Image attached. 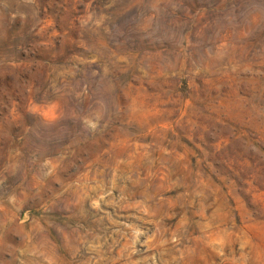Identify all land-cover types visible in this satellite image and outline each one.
<instances>
[{"label": "rangeland", "instance_id": "rangeland-1", "mask_svg": "<svg viewBox=\"0 0 264 264\" xmlns=\"http://www.w3.org/2000/svg\"><path fill=\"white\" fill-rule=\"evenodd\" d=\"M0 264H264V0H0Z\"/></svg>", "mask_w": 264, "mask_h": 264}, {"label": "bare ground", "instance_id": "bare-ground-1", "mask_svg": "<svg viewBox=\"0 0 264 264\" xmlns=\"http://www.w3.org/2000/svg\"><path fill=\"white\" fill-rule=\"evenodd\" d=\"M3 227V226H2ZM6 232V231H5ZM5 234V233H4ZM8 236V235H7Z\"/></svg>", "mask_w": 264, "mask_h": 264}]
</instances>
